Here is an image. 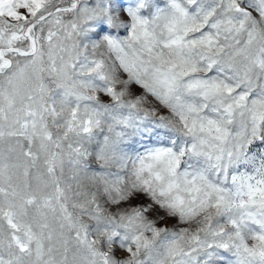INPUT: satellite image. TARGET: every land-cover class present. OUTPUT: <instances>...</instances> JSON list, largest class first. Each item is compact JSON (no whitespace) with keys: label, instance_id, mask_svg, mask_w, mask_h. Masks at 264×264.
<instances>
[{"label":"snow or ice","instance_id":"snow-or-ice-1","mask_svg":"<svg viewBox=\"0 0 264 264\" xmlns=\"http://www.w3.org/2000/svg\"><path fill=\"white\" fill-rule=\"evenodd\" d=\"M126 13L0 0V264H264V0Z\"/></svg>","mask_w":264,"mask_h":264},{"label":"rangeland","instance_id":"rangeland-1","mask_svg":"<svg viewBox=\"0 0 264 264\" xmlns=\"http://www.w3.org/2000/svg\"><path fill=\"white\" fill-rule=\"evenodd\" d=\"M91 2L94 3V0H91ZM110 3L112 5V11L113 12H118L121 17L125 19V21L128 20L126 9L130 7H135L137 4V0H110ZM166 3V0H158V4L160 7H163ZM147 14V13H144ZM93 27H94V32L88 37L90 40H99L101 39L104 35H112L116 36L117 38L127 36L128 34V29L127 27L121 28L119 31H117L114 28H111L105 21L100 20V21H94L92 22ZM133 90L135 92H139L140 89L136 86H133ZM174 223L172 221L169 222Z\"/></svg>","mask_w":264,"mask_h":264}]
</instances>
